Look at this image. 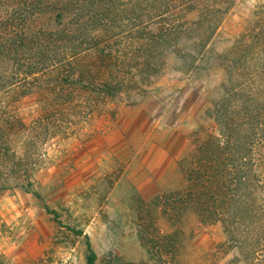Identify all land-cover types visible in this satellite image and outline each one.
<instances>
[{
    "label": "trees",
    "instance_id": "16d2710c",
    "mask_svg": "<svg viewBox=\"0 0 264 264\" xmlns=\"http://www.w3.org/2000/svg\"><path fill=\"white\" fill-rule=\"evenodd\" d=\"M235 2L0 0V61L10 65L0 99V189L32 186L39 129L51 132L54 117L102 111L122 92L144 87L168 53L191 66L218 57L226 76L206 109L215 128L179 164L186 188L157 195L151 206L174 225L188 210L220 224L240 260L264 264V3L228 52L209 49ZM31 94L45 110L29 126L9 99ZM25 129L17 149L13 137ZM148 225L138 230L148 260L108 264H179L183 228L163 233L155 221ZM96 260L89 245L87 263Z\"/></svg>",
    "mask_w": 264,
    "mask_h": 264
},
{
    "label": "rangeland",
    "instance_id": "374dc122",
    "mask_svg": "<svg viewBox=\"0 0 264 264\" xmlns=\"http://www.w3.org/2000/svg\"><path fill=\"white\" fill-rule=\"evenodd\" d=\"M263 3L236 0L209 49L228 52ZM9 71L0 61V99ZM225 76L218 57L191 66L168 53L144 87L122 92L102 111L56 116L51 132L42 125L32 186L0 189V264H88L89 245L95 264L148 260L138 230L151 221L163 233L183 228L179 264H245L220 224L188 210L174 225L151 206L157 195L186 188L179 164L215 128L206 109ZM9 100L26 125H38L45 105L35 94ZM27 135H14L17 149Z\"/></svg>",
    "mask_w": 264,
    "mask_h": 264
}]
</instances>
